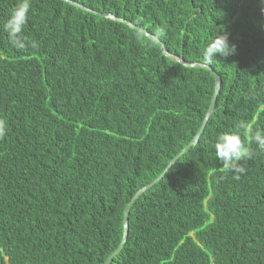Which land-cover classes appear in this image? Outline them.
Instances as JSON below:
<instances>
[{
	"label": "trees",
	"instance_id": "obj_1",
	"mask_svg": "<svg viewBox=\"0 0 264 264\" xmlns=\"http://www.w3.org/2000/svg\"><path fill=\"white\" fill-rule=\"evenodd\" d=\"M70 1L220 79L197 143L132 203L109 264H264V152L250 145L243 174L214 152L240 121L264 129V0ZM16 3L0 0V264H104L128 201L201 127L214 78L62 0H31L23 35L39 47L16 49L2 28ZM221 31L236 52L207 65Z\"/></svg>",
	"mask_w": 264,
	"mask_h": 264
},
{
	"label": "clouds",
	"instance_id": "obj_2",
	"mask_svg": "<svg viewBox=\"0 0 264 264\" xmlns=\"http://www.w3.org/2000/svg\"><path fill=\"white\" fill-rule=\"evenodd\" d=\"M31 0H17L15 6L11 9L8 18L3 21L2 28L6 33L11 46L16 49H26L39 47L35 40L29 41L24 35V28L29 19ZM264 11V8H262ZM236 46L229 43V37L226 32H219L212 36L209 43L202 51V60L205 64L211 65L217 56L226 58L235 54ZM240 131L223 132L216 137L214 152L216 158L221 162L222 167L236 174L246 172L241 163L245 159H252L255 155L250 145L255 143L260 151L264 152V129H254L245 121H240L236 126ZM7 133V125L3 119H0V138ZM242 134L248 137V144L244 143Z\"/></svg>",
	"mask_w": 264,
	"mask_h": 264
},
{
	"label": "water",
	"instance_id": "obj_3",
	"mask_svg": "<svg viewBox=\"0 0 264 264\" xmlns=\"http://www.w3.org/2000/svg\"><path fill=\"white\" fill-rule=\"evenodd\" d=\"M66 3H69L71 4L72 6H75L81 10H84V11H87V12H91L101 18H109V19H112V20H115V21H119V22H122L124 25L130 27V28H134L136 29L138 32H140L143 36H145L146 38L150 39L151 41H153L154 43H156L162 54L166 57H169V58H174L175 62L177 63H180L182 64L183 66L185 67H201V68H206L213 76L214 78V92H213V95L211 97V100H210V104L208 106V109L206 111V114L204 116V119H203V122H202V125L201 127L199 128L198 132L196 133L195 137L193 138L192 141H190L181 151L178 152V154L173 157L169 164L166 166V168L164 169V171L160 174V176H158L157 178H155L153 181H151L149 184L145 185L144 187H142L141 189H139L134 195L133 197L128 201V203L126 204V206L124 207V210H123V217H122V227H123V233H122V238H121V242L120 244L118 245V247L109 255V257L106 259V261L104 262V264H109L112 260V258L121 250L122 248V245L124 243V240H125V237H126V234H127V216H128V212H129V209H130V206L132 205V203L147 189H149L151 186H153L156 182H158L160 180V178L164 175V173L168 170L169 167H171V165L184 153L186 152L190 146H193L197 143L200 135H201V132L203 130V126L205 125L208 117L210 116L212 110H213V107H214V104H215V98H216V95H217V92H218V89H219V76L208 66H205L203 64H187V63H183L181 62V60L177 57H173L172 55H170L169 53H167L166 51H164L163 49V45L160 41H158L154 36L148 34L145 30L141 29V28H138V27H135L133 26L132 24L128 23L127 21L123 20V19H119V18H116L114 15L112 14H109V13H100V12H95V11H91L87 8H85L84 6L82 5H79L77 3H74L70 0H62Z\"/></svg>",
	"mask_w": 264,
	"mask_h": 264
}]
</instances>
